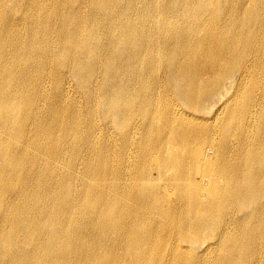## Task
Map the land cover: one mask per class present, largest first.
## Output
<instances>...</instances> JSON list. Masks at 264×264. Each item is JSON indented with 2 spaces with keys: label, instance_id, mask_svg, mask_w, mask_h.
<instances>
[{
  "label": "bare ground",
  "instance_id": "bare-ground-1",
  "mask_svg": "<svg viewBox=\"0 0 264 264\" xmlns=\"http://www.w3.org/2000/svg\"><path fill=\"white\" fill-rule=\"evenodd\" d=\"M119 2L0 0V154L12 135L57 182L27 192L34 158L3 153L21 199L0 201V264H264V0H128L115 26ZM88 52L94 106L126 128L112 156L20 103L27 67L78 78Z\"/></svg>",
  "mask_w": 264,
  "mask_h": 264
},
{
  "label": "rangeland",
  "instance_id": "rangeland-1",
  "mask_svg": "<svg viewBox=\"0 0 264 264\" xmlns=\"http://www.w3.org/2000/svg\"><path fill=\"white\" fill-rule=\"evenodd\" d=\"M127 5H128V0H121V2H119L117 9L119 13L122 15V17L119 20H116V22L114 23L115 26L121 24L127 25L129 23L128 18L131 15V10L127 9L128 7ZM123 7L125 9H123ZM114 9L116 11V7ZM96 23H98V21L95 20V24ZM136 24L137 26L140 25L139 22H136ZM87 39L88 38H86V40ZM107 39L108 36L99 37V39L94 37L93 39L87 40L88 44L86 46L88 47L89 45L90 46L94 45L95 42L98 41L104 42ZM90 51L92 50L90 49ZM71 55L69 53L63 55L62 59L73 57V55L72 56ZM81 64L83 65V69H81L78 78H74L72 76L67 66L57 70L58 72L57 79L53 75L55 71L53 65L48 66L45 65L43 62H40L35 67H30V68L27 67L26 72H24V74L27 75V79L29 83L26 84L20 90L19 94H22L23 96L22 99L20 98V100H22L20 103L22 104L26 99L29 100L31 99L33 101V104L34 103L36 104V107L41 108V109L38 108L40 114L38 119L36 120L37 122H39L38 126L39 127L42 126V129L45 132L50 130L49 127L51 123L52 125L54 124L53 119H55V117H53L54 112L53 113L51 112L52 108L53 110H55L56 114L61 119V121H63L65 124H68V121L66 120L71 121V123L77 121L78 123L75 122V124L77 123L75 126L79 128L80 132L82 130H85V128H88L90 125H92V129L90 130V133L92 132V130H93V134L98 131L97 137L99 139V143L97 144V147L99 151L104 152L105 150H107L108 147V150L110 149L109 155L112 156L113 153L112 148L115 149L116 147L119 146V142L121 140L120 133L121 131H125L126 128L125 129L117 128L116 125H114L113 122L110 119H108V117L103 113V110L100 107L96 108L94 106L93 93L95 90V85L98 82H96V79L88 80L87 78L88 73L86 72L85 68H87L88 66L94 67V69L97 68L96 69L97 71L96 70L95 71L99 75L100 73L99 71L100 70L102 71L101 64H98L96 63V61H94L92 57V52H88L87 55H84L83 62ZM66 70L68 72H66ZM89 71H91V69ZM83 78L85 79L83 80ZM92 81L96 83L94 84L92 83ZM38 85H42V87H44L42 88V94L37 89ZM65 87L67 88V90ZM21 106L22 108H24L25 105H21ZM51 114H53V116ZM48 118L49 120H47ZM93 122L97 124L95 127L93 126ZM99 130L101 131L99 132ZM1 140L3 142L2 151L4 154H8L11 152L15 158H20L22 162L27 164H29L30 162V157L34 158V165L28 169L27 171L28 173L25 176L24 183L25 182L27 183L26 185V187L28 186L26 188L27 192L33 194L39 192L41 196V193L48 192L49 189L54 188L56 186L57 183L56 180L47 181L48 185H46V189L40 191L39 185H41V183L43 182L44 178L47 175H51L50 173L51 171L47 170V166L45 165L46 162L44 160L45 158L42 157V155L39 154L38 151L34 150L33 148L29 150L30 155L27 154V156H22V154L19 152L21 150V146L17 144L18 142L16 138H14L12 135L11 136L4 135ZM65 145L68 147L69 146L68 142ZM3 153L0 154V201L3 202V205H6V207L10 206L9 207L10 209L14 204L20 203L21 192L20 194L18 192L20 191L21 186L18 183V181L15 180L16 177H14L12 170L7 169L4 166L3 160L5 156ZM113 162L118 166L122 165V160H120V158L114 159ZM78 163L79 160L76 161V164L75 163L74 164L77 165ZM78 167L79 166H77L76 168L77 170ZM63 168L61 171H59L60 178L65 177L66 173L68 172L67 164ZM9 209L7 211H9ZM4 213L5 214H2V216H6L8 214L7 212Z\"/></svg>",
  "mask_w": 264,
  "mask_h": 264
}]
</instances>
